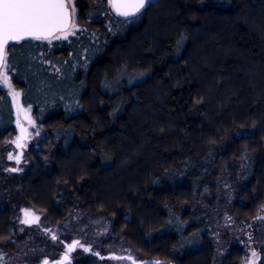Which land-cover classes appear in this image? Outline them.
Returning <instances> with one entry per match:
<instances>
[{"label":"trees","instance_id":"obj_1","mask_svg":"<svg viewBox=\"0 0 264 264\" xmlns=\"http://www.w3.org/2000/svg\"><path fill=\"white\" fill-rule=\"evenodd\" d=\"M76 1L83 27L66 39L7 47V74L45 134L10 183L53 224L77 200L142 259L213 264L195 199L236 170L235 216L264 204V0H151L131 22L105 13L107 0ZM15 132L0 82V149ZM13 234L2 207L0 244ZM251 237L264 264V218ZM242 256L234 246L222 264Z\"/></svg>","mask_w":264,"mask_h":264},{"label":"rangeland","instance_id":"obj_2","mask_svg":"<svg viewBox=\"0 0 264 264\" xmlns=\"http://www.w3.org/2000/svg\"><path fill=\"white\" fill-rule=\"evenodd\" d=\"M70 7L76 8L75 28L80 29L82 23L77 20L79 6L76 0H70ZM106 12L113 11L107 0ZM54 36L61 37L62 33ZM51 38V37H50ZM7 74V73H6ZM9 83L5 84L0 77L1 84L7 88L13 104L15 114L16 132L10 139L4 140L0 151V208L7 207L12 214L14 234L12 246L4 247V241L0 244L1 264H42L45 260L49 262L58 258L73 241H78L74 251L71 252L72 261L66 264H144L139 261H149L155 264V259L140 258L137 252L119 234L113 230V221L103 212L93 213L77 200L74 207L68 212L63 221L53 224L43 217V214L34 210L25 202L18 186L12 185L10 181L14 178L11 169L17 172L26 170L30 158L28 152L41 147V140L45 136L41 127L36 123L30 106L22 104L19 89H17L9 75ZM122 79V78H121ZM13 93H19L14 96ZM19 121L29 127V139L22 148L21 159L16 162L18 147L14 145L17 137V125ZM45 154L42 157L47 169L54 165L53 145L45 147ZM12 159H9V154ZM15 160V161H14ZM241 179L238 171H233L218 180L213 192L203 191L202 196L195 199L192 210L201 216L206 222L209 236L214 247L213 264H222L223 257L233 248L238 246L243 252L240 264H248L252 258V252L257 253V247L252 241L251 233L257 221L264 216V204L257 215L251 219L239 220L232 211L233 196L238 181ZM69 192L64 185L59 189L58 194L63 197ZM206 195L203 197V195ZM215 198V199H214ZM24 210L32 211L40 215L38 222L25 224ZM56 239L53 240L52 237ZM87 248L89 251H85ZM160 262V261H159ZM160 264H163L160 262ZM164 264H172L169 261Z\"/></svg>","mask_w":264,"mask_h":264},{"label":"snow or ice","instance_id":"obj_3","mask_svg":"<svg viewBox=\"0 0 264 264\" xmlns=\"http://www.w3.org/2000/svg\"><path fill=\"white\" fill-rule=\"evenodd\" d=\"M70 0H0V77L5 84L9 83L7 76V47L12 42H19L26 37L33 39L64 38L75 28L76 8L69 9ZM149 0H109L116 14L124 17L127 22L137 18L142 10L148 5ZM62 33L61 37L54 36V33ZM18 96L19 93H13ZM23 131V130H22ZM20 146V145H18ZM9 154V159H12ZM16 171V169H11ZM25 216H30L28 210ZM264 218V217H262ZM38 219V218H36ZM25 224L32 223V220L25 219ZM56 239L55 236L52 237ZM78 241H73V246L78 245ZM73 246H69L68 251ZM85 251L89 249L85 248ZM252 258L248 264H256L257 253L252 252ZM68 259L67 255L58 264ZM44 264H48L44 261ZM155 264H160L156 261Z\"/></svg>","mask_w":264,"mask_h":264},{"label":"water","instance_id":"obj_4","mask_svg":"<svg viewBox=\"0 0 264 264\" xmlns=\"http://www.w3.org/2000/svg\"><path fill=\"white\" fill-rule=\"evenodd\" d=\"M151 0H149L150 2ZM69 9L71 10V7H70V4H69ZM113 9V8H112ZM113 11L115 12V10L113 9ZM116 14V12H115ZM117 15V14H116ZM119 16V15H118ZM58 33V32H57ZM57 33H54L57 34ZM26 38H29V37H26ZM23 130V131H22ZM17 137L14 141V145L16 147H18V154L15 158L16 161H19L21 159V154H22V148L25 146V142L29 139V127L27 124H24L22 121H19L18 125H17ZM20 145V146H18ZM31 213L30 216H25V211H24V217L25 219H28V220H32L33 222L32 223H35V222H38L39 219H40V215L36 214V213H33L32 211H29ZM38 218V219H36ZM32 223H29V224H32ZM69 246H73V242L67 246L66 250L60 255V257L52 260V261H48V260H45L48 262V264H58V262L62 261L64 256L67 255L68 259L66 261H63V264H66V263H69L71 262V252L75 249L76 245H74L72 247V250L69 252L68 249H69ZM144 264H154L153 262H149V261H145V262H142ZM44 264V262L42 263Z\"/></svg>","mask_w":264,"mask_h":264},{"label":"flooded vegetation","instance_id":"obj_5","mask_svg":"<svg viewBox=\"0 0 264 264\" xmlns=\"http://www.w3.org/2000/svg\"><path fill=\"white\" fill-rule=\"evenodd\" d=\"M77 246V245H76ZM76 248V247H75ZM71 259H72V256H71ZM72 261V260H71ZM142 262H145V261H139V263H142ZM147 262V261H146ZM70 263V262H69Z\"/></svg>","mask_w":264,"mask_h":264}]
</instances>
